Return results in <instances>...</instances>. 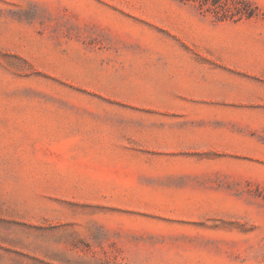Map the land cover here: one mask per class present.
<instances>
[{
    "label": "rangeland",
    "instance_id": "rangeland-1",
    "mask_svg": "<svg viewBox=\"0 0 264 264\" xmlns=\"http://www.w3.org/2000/svg\"><path fill=\"white\" fill-rule=\"evenodd\" d=\"M0 264H264V0H0Z\"/></svg>",
    "mask_w": 264,
    "mask_h": 264
}]
</instances>
